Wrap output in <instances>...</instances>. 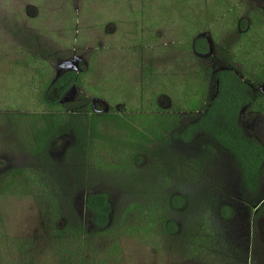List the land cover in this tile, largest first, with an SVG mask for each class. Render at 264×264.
<instances>
[{
    "label": "trees",
    "instance_id": "16d2710c",
    "mask_svg": "<svg viewBox=\"0 0 264 264\" xmlns=\"http://www.w3.org/2000/svg\"><path fill=\"white\" fill-rule=\"evenodd\" d=\"M228 1L232 3L234 0L216 1L223 13L227 10L226 15L220 17L217 15L218 11L212 12L210 8L206 12L209 15V22L202 25L208 30L217 47L220 63L211 64L212 60L199 56L194 58L190 54L193 37L202 33L200 26L195 30L196 35L191 31L186 32L181 42L177 43L178 56L173 60L176 71L169 77L181 84L187 102L193 103L197 97L201 100L198 108L195 106L189 108L192 104L189 106L185 103L178 104L169 93L164 95L158 92L152 93L151 98L146 99L145 109L131 110V107L121 104L128 112H132L131 116L119 114L121 112L113 108L112 114L98 115L94 113L91 104L87 106V113L74 109L67 111V107L52 101L54 97L50 92L54 78L48 75L47 64L40 61L37 63V58L33 56L25 59L26 66L31 61L37 63L35 76H32L30 81L33 88V83L42 79L39 89L36 88V97L40 103L37 104L35 112L14 113L8 119L10 123L15 124L13 126L16 133L20 132L24 137L26 151L33 162L29 167H10L2 172L0 196L33 197L42 218L47 223L46 237H49L48 242L51 245L54 246L55 242L59 241L58 247H65V236L71 239L67 242L69 245L66 246V250L74 246L73 241L80 243L77 247L80 256H77L75 264H106L101 260L98 263L92 262L88 254V251L93 249L92 236L95 234L106 236V244L112 246L123 236L136 237L142 233L148 235L149 230L145 229L147 219L151 221L148 224L156 225L151 232L153 236L167 239L172 244L182 243V240L188 239L191 243L189 248L197 253L199 260L209 258V253L217 257L213 250L217 251L216 243L219 240L222 242V235L218 236L215 225L231 226L232 223L239 222L238 216H243L245 226L249 224L252 227L257 226L259 217H264V194L262 195L261 191L264 146L246 136L242 129V126L248 128L249 124L257 120L264 121V95L260 91L252 92L246 85L250 84L256 88L264 83V11L254 7L253 12L250 10L241 17L240 12L243 8L241 3H232L230 7ZM214 15L218 20L214 21ZM242 20H248L250 27L242 34H238V24ZM254 29H257L256 33ZM229 32L235 34L230 35ZM152 38L154 42L156 39L153 36L149 40ZM142 41L144 37H141V44L138 42L136 48L138 52L144 54L145 46H141ZM196 51L200 53L198 47ZM147 57L151 59L150 55ZM191 61L195 62L194 74H191L192 70L189 67ZM198 62L202 64H197ZM182 66L185 74L180 71ZM216 67L218 72L215 71ZM146 69L142 70L146 72H142L145 81L149 82L147 81L149 76L150 82H153L156 77L151 76V73H155L154 68L148 66ZM232 70L242 77L245 84L238 81ZM82 78L78 75L75 85L80 86ZM215 79L220 81L219 94L214 88ZM18 81H21L20 77ZM227 84L232 90L227 92L228 99L223 100L221 98L223 87ZM21 87L25 89L26 85L22 84ZM140 95L138 104L145 100V97ZM162 95L168 99L170 109L164 110L161 107L159 98ZM56 107H59L60 111H56ZM105 122L116 124L113 129L117 136L99 135L102 123ZM21 123L26 127L18 130L17 124ZM195 126L199 130L197 134L194 131ZM103 128L108 127L103 125ZM67 133L74 136L76 147L72 151V156L75 161L78 160L81 168L80 170L79 167L72 168L70 171L73 174L70 173V176L55 169L50 150L51 144ZM196 139L204 142L197 145L200 146L199 149L196 147L197 151H201L205 157L212 156L211 161H214L216 152H223L228 156L232 172L230 170L223 173L216 165L215 171L206 172L202 164L204 160L197 161L196 169L189 171L181 169L175 172L161 167L163 153H165L163 157L170 154L169 150L174 144L193 146ZM101 144L107 146L112 159H98L97 151ZM190 146L188 148H191ZM154 166L161 170H153L151 167ZM146 170L151 171L150 179L147 181L143 179V175L150 171ZM129 176H132L133 182H130ZM228 179H231V182ZM112 181L117 183L112 184ZM142 186L146 196L151 200L148 205L143 202L145 197L138 193V188ZM80 187H86L87 196L83 208L89 212L87 216H91L88 223L86 220V224L81 219L78 212L80 208L74 199L76 189ZM196 187L210 188L211 191L192 190ZM232 189H235L237 195L234 202L240 205V209L235 211L231 204L226 203L216 208L215 205L218 203L216 198H227L226 194ZM120 192L128 198L117 212L114 208L116 203L114 194ZM129 198L133 202H129ZM129 204L131 209H128ZM180 211L181 216L177 217L176 213ZM167 213L169 215H166ZM178 218L180 226L177 224ZM61 222L62 225L59 226L58 223ZM89 222L95 227L92 232L88 227ZM143 225L145 230L140 229ZM261 227L264 230V221ZM250 241L252 242V238ZM88 243H92L90 248ZM18 244L19 247L29 246L23 239ZM115 248L116 244L110 248L111 253H116ZM218 251L222 252V248L218 247ZM82 255H87V258H81ZM222 258L223 256L219 257ZM61 262L71 264L72 261L66 259Z\"/></svg>",
    "mask_w": 264,
    "mask_h": 264
},
{
    "label": "rangeland",
    "instance_id": "374dc122",
    "mask_svg": "<svg viewBox=\"0 0 264 264\" xmlns=\"http://www.w3.org/2000/svg\"><path fill=\"white\" fill-rule=\"evenodd\" d=\"M216 1L0 0V176L10 167L32 166L33 160L26 151V141L20 132L16 133L13 126L15 124L10 123L8 117L14 113L24 114L36 111V106L40 103L36 94L42 79L33 83V88H31L30 79L35 76V64L39 61L47 64L48 75L54 78L50 92V95L54 97L52 101L61 102V106L67 107V111L74 109L87 113V106L91 104L94 113L98 115L112 114L113 108L121 112L119 114L125 113L131 116L132 112H128L122 105L131 107V110L145 109L146 99L151 98L152 93L158 92L164 95L169 93L178 104L185 103L188 106L192 104L189 108L193 106L198 108L201 100L197 97L193 103L187 102L184 99L185 94L181 84L174 82L169 76L176 71L173 60L178 56L177 43L181 42L185 33L191 31L196 35L195 30L200 26L201 32L207 35L203 38L206 40L209 38V32L202 25L209 22V15L206 13L208 9L212 8V12L218 11L217 15L220 17L227 14V10L223 13ZM239 2L243 7L241 15L250 10L253 12L255 7L253 0H234L232 3ZM232 3L228 1V6L231 7ZM261 5L263 8V4ZM211 11L210 14H212ZM213 18L214 21L218 20L216 15ZM245 26L250 27L247 20L241 24V30H244ZM256 31L257 29H254L255 33ZM152 36H155L156 40L149 43L148 40ZM141 37H144L143 45H141L145 46L144 54L138 52L136 48V45L141 44ZM198 48H201V45H198ZM200 52L207 53V47L201 48ZM147 55H150V60ZM31 56L37 58V63L31 61L26 66L24 61ZM73 60L77 63L76 70H73L75 66ZM167 63L172 65L168 66ZM65 64L72 65L70 66L73 68H70L72 71L64 69ZM148 66L154 68L155 73H151V76H156L155 82H150L149 76H147L149 82L145 81L143 73ZM189 67L192 70L191 74H194L195 62L191 61ZM180 71L185 74L183 66ZM77 72L83 77L80 86L75 85ZM19 77L21 81H18ZM215 81L214 88L219 94L220 81L216 79ZM22 84L26 85L25 89L21 87ZM203 87L205 88V83ZM259 88L264 91V86L256 87V89ZM231 90L228 84L224 85L221 98L227 100L229 95L227 92ZM140 94L145 97L142 104H138ZM164 95L159 98L160 105L164 110L170 109L168 99ZM20 107L23 109H19ZM55 110L60 111V108L56 107ZM213 122L215 123V120ZM102 124L108 128L104 129L102 125L99 135L117 136L113 129L116 124L111 122ZM263 124V120H257L249 124L247 129L242 126L246 136L255 139L262 146H264ZM17 125L18 130L25 126L23 123ZM194 131L196 134L199 131L196 126ZM198 144H204V142L196 139L193 146L174 144L169 150L170 154L163 157L165 154L163 153L161 167L175 172L181 169L189 171L196 169L197 161L204 160L202 164L206 172L215 171L214 165L219 166L223 173L230 170L232 172V164L228 156L223 152H216L214 158L216 164H214V161L210 160L213 159L212 156L205 157L201 151H197L200 147H197ZM75 147L76 141L71 133L65 134L51 144V158L56 165L55 169L64 175L70 176L72 173L70 170L79 167L77 158L75 161L72 156ZM97 156L100 160L112 159L109 149L102 144L97 151ZM151 168L161 170L157 166ZM150 174L151 171L144 173L143 179L145 181L150 179ZM261 176L263 195L264 166ZM129 180L133 182L134 179L129 176ZM228 180L231 182V179ZM113 183L117 182L112 181ZM85 189L86 187L76 189L74 195L84 224L86 220L88 223L91 217L87 216L89 212L87 213L83 208L87 196ZM147 189L150 188L147 187ZM192 190L211 191L210 188L204 187H196ZM122 191L126 192V190ZM234 191L235 189L230 190L229 194H226L227 198H216L218 203L215 207L218 208L219 205L226 203L231 204L232 208L238 211L240 205L234 202V198L237 197ZM138 193L141 197H145L144 201L142 199L141 201L148 205L151 200L146 196L143 186L138 188ZM114 198L116 202L114 208L118 212L128 197L120 192L114 194ZM131 201L133 202L129 198V202ZM128 209H131L130 204ZM180 213L181 211L176 213L177 217L181 216ZM237 218L239 222L232 223L231 226L215 225L218 236L222 235V242L219 240L216 243L217 251L213 250L217 257L209 253V258H201V261L197 258V253L189 248L191 243L188 239L182 240V243L172 244L167 239L153 236L151 232L156 225L148 224L151 222L150 219H147L145 226V229L149 230L148 235L142 233L136 237L123 236L112 246L106 244V236L93 235V246H91L92 243H88L89 248L91 246L93 249L88 251V254L93 263L101 260L106 264H252V262L264 264V230L261 227L264 217H259L257 226L252 227L249 224L245 226L243 216ZM177 224L180 226L179 218ZM58 225H62V222ZM88 227L90 231L95 229L91 224ZM140 229L145 230L144 225ZM46 233L47 223L42 218L33 197L0 196V264H33L35 262V264H62L61 261L66 259L72 261L71 264L77 263V256H80L77 248L80 244L78 241H73L74 246L66 250V246L69 245L67 242L71 241L69 236H65V247L59 248V241L55 242L54 246L51 245ZM22 239L29 246L19 247L18 242ZM115 244L116 253H111L110 248ZM218 247L222 248V252L218 251ZM60 253L62 254L59 255ZM99 253L105 254L104 257ZM221 256L223 258L219 259ZM81 258H87V255H82Z\"/></svg>",
    "mask_w": 264,
    "mask_h": 264
},
{
    "label": "flooded vegetation",
    "instance_id": "af4514ba",
    "mask_svg": "<svg viewBox=\"0 0 264 264\" xmlns=\"http://www.w3.org/2000/svg\"><path fill=\"white\" fill-rule=\"evenodd\" d=\"M253 3H254L255 8H260V9H262V11H264V7L263 8L261 7L262 6L261 4H263V6H264V0H253ZM243 22L244 21L242 20L238 24V34H242V32H245L248 29V26L247 27L245 26V29L244 30H241L240 27H241V24ZM248 24H249V21H248ZM204 37H207V35H205L204 33H201L198 36H194L193 37L192 42H191V46H190V48H191L190 54L194 58H196L197 56H199V57H202L204 59H209L210 61L212 60L211 61V64L212 63L213 64L220 63L221 60H219L218 59L219 57H217L219 55V53L217 52V47L214 45L211 35L209 34V38H206V40H203ZM198 45H201V48L207 47V53H205V54L203 52L197 53L196 49H197ZM201 48H199V51H201ZM213 59H215V60L213 61ZM74 60H73V62H74L73 65H75L73 67L74 69L72 67H70L72 65H70L68 68L66 67L64 69H66L67 71H72V69L73 70H76L77 69V63ZM167 64H169V63H167ZM212 67L214 68L213 65H212ZM70 68H72V69H70ZM232 72H233L234 76H236L238 78V81L239 82H242V83L245 84V82L242 80V77L237 72H235L233 70H232ZM78 75H80V74L77 72L75 76H78ZM246 85H248V87L251 89L252 92L256 93V92L260 91L264 95V91L261 90L262 88L261 89L260 88L259 89H256L255 87L251 86L250 84H246ZM260 86H264V83L262 85H260ZM62 102H64V101H62ZM58 104L61 105V102L58 103ZM92 109H93V107H92Z\"/></svg>",
    "mask_w": 264,
    "mask_h": 264
},
{
    "label": "water",
    "instance_id": "95a60500",
    "mask_svg": "<svg viewBox=\"0 0 264 264\" xmlns=\"http://www.w3.org/2000/svg\"><path fill=\"white\" fill-rule=\"evenodd\" d=\"M66 67L68 68V67H69V65L65 64L64 68H66ZM62 68H63V67H62ZM106 110H108V109H106Z\"/></svg>",
    "mask_w": 264,
    "mask_h": 264
},
{
    "label": "crops",
    "instance_id": "0c3cea01",
    "mask_svg": "<svg viewBox=\"0 0 264 264\" xmlns=\"http://www.w3.org/2000/svg\"><path fill=\"white\" fill-rule=\"evenodd\" d=\"M155 39H156V37L155 36H153ZM152 42L151 43H153V38H152V40H151ZM157 45V44H156ZM36 263V262H35ZM35 263H33V264H35Z\"/></svg>",
    "mask_w": 264,
    "mask_h": 264
}]
</instances>
